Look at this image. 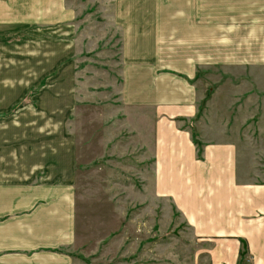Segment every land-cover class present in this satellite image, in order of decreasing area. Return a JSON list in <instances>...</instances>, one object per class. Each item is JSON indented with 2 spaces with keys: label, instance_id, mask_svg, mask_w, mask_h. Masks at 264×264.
Wrapping results in <instances>:
<instances>
[{
  "label": "crops",
  "instance_id": "obj_1",
  "mask_svg": "<svg viewBox=\"0 0 264 264\" xmlns=\"http://www.w3.org/2000/svg\"><path fill=\"white\" fill-rule=\"evenodd\" d=\"M107 13L121 31L120 110L136 117L140 134L152 129L155 194L170 199L193 233L209 241L213 264H238L244 240L257 264L264 255L259 124L241 111L258 114L263 104L264 0L140 2ZM77 15L67 0H0V61L26 46L33 63L36 43L46 47L47 73L51 62L64 65L48 77L59 78L57 87L47 85L38 101L64 117L84 100L73 91L77 70L68 69L72 57L77 61L70 48L85 40ZM63 134L45 150L23 153V171L18 151H0V218L10 216L0 220V264H82L67 246L76 152ZM19 209L21 219L14 215Z\"/></svg>",
  "mask_w": 264,
  "mask_h": 264
},
{
  "label": "rangeland",
  "instance_id": "obj_2",
  "mask_svg": "<svg viewBox=\"0 0 264 264\" xmlns=\"http://www.w3.org/2000/svg\"><path fill=\"white\" fill-rule=\"evenodd\" d=\"M140 2L147 6L169 4V0H67L68 7L78 13L77 20L83 21L79 34L83 31L85 40L70 48L77 53V61L72 57L68 69L77 70L73 91L77 87L84 100L76 106L73 103L65 117L63 111L40 108L38 101L47 85L57 87L59 78L48 77L57 73L63 62H51V73H47L41 60L47 50L37 43L33 63L27 58L26 46L4 53L0 61V137H7L0 138V151H18L19 158L14 159L23 171L27 150H45L63 133L71 136L76 152L69 183L74 231L67 246L82 264H213L209 241L193 233L170 199L155 194L152 129L140 134L133 124L136 117L128 120L120 110L121 31L112 26L107 12L114 6ZM32 70L35 76H26ZM258 101L263 103L258 114L241 112L259 124V179L264 180V95L259 94ZM62 120L67 121L65 128ZM19 185V191L24 190L27 181ZM24 211L19 209L14 215L21 219ZM4 217L0 220L10 216ZM258 256L257 264H264V255ZM249 257L244 240L238 264H253Z\"/></svg>",
  "mask_w": 264,
  "mask_h": 264
}]
</instances>
